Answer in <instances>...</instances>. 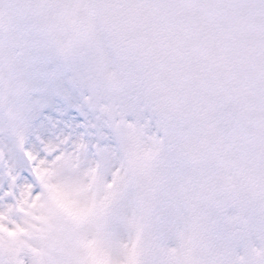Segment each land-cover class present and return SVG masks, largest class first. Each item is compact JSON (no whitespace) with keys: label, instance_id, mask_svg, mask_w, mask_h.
<instances>
[{"label":"snow or ice","instance_id":"1","mask_svg":"<svg viewBox=\"0 0 264 264\" xmlns=\"http://www.w3.org/2000/svg\"><path fill=\"white\" fill-rule=\"evenodd\" d=\"M0 38V264H264V0H13Z\"/></svg>","mask_w":264,"mask_h":264},{"label":"rangeland","instance_id":"2","mask_svg":"<svg viewBox=\"0 0 264 264\" xmlns=\"http://www.w3.org/2000/svg\"><path fill=\"white\" fill-rule=\"evenodd\" d=\"M92 172L94 174H92ZM91 174L85 173L84 176L87 177V182L83 183L80 187V196L83 200L89 201L92 203H100L106 200V188L103 185L102 179L97 175L96 170L93 169ZM41 175H45V173H41ZM110 188L111 185H108ZM49 192L53 202L64 209H70L72 206L65 199L64 193L57 188L55 185H49ZM92 203H89L87 208H81L76 210V215L84 216L86 215L89 208L92 206ZM39 207L36 201H33L29 208L35 209ZM37 220H40L41 217H36Z\"/></svg>","mask_w":264,"mask_h":264},{"label":"clouds","instance_id":"3","mask_svg":"<svg viewBox=\"0 0 264 264\" xmlns=\"http://www.w3.org/2000/svg\"><path fill=\"white\" fill-rule=\"evenodd\" d=\"M11 2H13V0H0V4H8ZM17 2H18V0H17ZM0 39H2V38H0ZM102 78H103V74H102ZM257 239L259 240L258 247L260 248L261 251H264V239H262L260 237H257ZM252 251L255 252V248H253ZM246 255H247V253H246ZM257 255H258V253H257Z\"/></svg>","mask_w":264,"mask_h":264}]
</instances>
